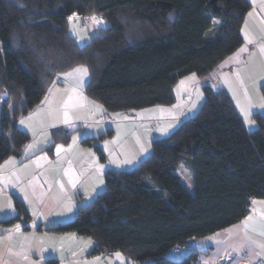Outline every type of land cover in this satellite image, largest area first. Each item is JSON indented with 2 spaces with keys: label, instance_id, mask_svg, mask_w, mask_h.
<instances>
[{
  "label": "trees",
  "instance_id": "16d2710c",
  "mask_svg": "<svg viewBox=\"0 0 264 264\" xmlns=\"http://www.w3.org/2000/svg\"><path fill=\"white\" fill-rule=\"evenodd\" d=\"M250 8V0H0V161L21 154L30 135L16 121L56 75L85 66V94L108 111L172 104L179 76H205L242 45ZM91 14L103 21L79 44L69 19ZM202 88L193 116L153 139L131 170L107 169L104 189L52 229L90 237L91 254L191 264L197 252L181 262L166 253L241 220L252 198H264V114L253 113L248 130L226 89ZM52 134L69 137L62 128Z\"/></svg>",
  "mask_w": 264,
  "mask_h": 264
},
{
  "label": "rangeland",
  "instance_id": "374dc122",
  "mask_svg": "<svg viewBox=\"0 0 264 264\" xmlns=\"http://www.w3.org/2000/svg\"><path fill=\"white\" fill-rule=\"evenodd\" d=\"M241 30L245 34L250 31L244 25ZM68 31L79 44L89 41L92 34L73 19H69ZM78 68L86 71H74ZM87 79L85 66L56 75L40 103L17 119L16 125L30 138L21 157L9 155L0 161V219L20 214L14 197L25 200L32 215L27 223L33 228L41 222L46 226L72 219L79 206L104 189L107 169L131 170L138 165L150 154L153 139L168 136L182 119L197 112L204 98L202 87L208 84L218 89L220 80L212 82L189 72L178 77L172 104L108 111L85 94ZM238 90L239 112L247 129L252 130L256 127L253 104L252 108L249 95ZM260 95L264 101L262 87ZM56 128L69 132L68 140L55 141L52 130ZM7 134L10 138V129ZM0 226L14 230L22 224ZM62 237L68 236L58 238L60 242ZM71 240L70 236V245Z\"/></svg>",
  "mask_w": 264,
  "mask_h": 264
},
{
  "label": "crops",
  "instance_id": "0c3cea01",
  "mask_svg": "<svg viewBox=\"0 0 264 264\" xmlns=\"http://www.w3.org/2000/svg\"><path fill=\"white\" fill-rule=\"evenodd\" d=\"M250 2L251 8L242 24V27L244 25L250 31L245 34L241 30L242 45L205 76L206 80L212 82L220 79L219 88L227 90L238 111L236 101L241 95L238 90L240 88L249 95L248 103L250 106L253 104L254 108L251 107L254 113H264V101L260 95L264 84V0ZM86 30L90 33L93 29ZM242 119L244 121L243 117ZM23 150L19 156H15L21 157ZM16 200L22 203L27 215L18 210L20 214L0 219L2 221L17 217L13 223L22 224L14 230H5L3 228L7 226H0V264H44L50 258L57 259V264H132V261L118 250L106 254H91L94 241L86 239L90 238L88 236L79 235L75 231L52 229L53 226L71 219L59 220L46 226H42L41 222L37 228H33L27 223L32 215L25 206V200L14 197V203ZM61 236L68 237H62L63 241L60 242L58 238ZM81 237L85 239L81 241ZM194 252H197V259L191 264H240L242 261L264 264V198H252L248 212L238 222L209 236L196 239ZM117 253L120 258H117ZM166 256L175 262H181L187 255L169 250Z\"/></svg>",
  "mask_w": 264,
  "mask_h": 264
},
{
  "label": "built area",
  "instance_id": "2783aa9c",
  "mask_svg": "<svg viewBox=\"0 0 264 264\" xmlns=\"http://www.w3.org/2000/svg\"><path fill=\"white\" fill-rule=\"evenodd\" d=\"M74 17H76L78 24L82 28L95 29L103 21V16L96 14L78 15V16L76 15ZM92 17H95V19L93 20ZM195 246H196V239L191 238L185 244L174 247L172 251L187 255L188 253L194 251ZM134 264H153V262L149 259H146V260L135 261ZM240 264H251V263L247 261H242Z\"/></svg>",
  "mask_w": 264,
  "mask_h": 264
},
{
  "label": "snow or ice",
  "instance_id": "6c2138e0",
  "mask_svg": "<svg viewBox=\"0 0 264 264\" xmlns=\"http://www.w3.org/2000/svg\"><path fill=\"white\" fill-rule=\"evenodd\" d=\"M249 15H251V13H249ZM71 19V18H70ZM92 19L94 20L95 19V17H92ZM249 42H251V41H249ZM241 51H244V49H241ZM74 71H77V72H79V71H86V69H75ZM70 75V74H69ZM116 256H117V258H120V254L119 253H117L116 254Z\"/></svg>",
  "mask_w": 264,
  "mask_h": 264
}]
</instances>
